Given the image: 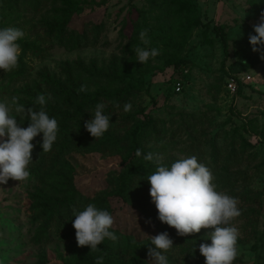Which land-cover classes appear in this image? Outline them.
Instances as JSON below:
<instances>
[{
  "label": "rangeland",
  "instance_id": "obj_1",
  "mask_svg": "<svg viewBox=\"0 0 264 264\" xmlns=\"http://www.w3.org/2000/svg\"><path fill=\"white\" fill-rule=\"evenodd\" d=\"M73 1L82 11L67 17L60 39L50 25L61 19L64 0H49L37 9L26 5L14 9L0 0L3 26L25 33L18 67L0 69V99L17 97L27 108L39 94L50 97L57 83L67 91L82 85L85 92L111 91L125 83L118 79L125 74L140 76L144 87L127 102L132 104L130 111H124L126 103L102 95L86 109V121L100 102L112 114L108 131L115 143L108 150H95L104 139H95L85 127L81 138L74 133L75 142L58 157L55 145L45 153L38 143L41 136L34 138L30 178L0 185V259L4 264H75L78 258L80 264H93L97 251L78 246L72 219L73 208L95 203L114 217L112 230L118 239L106 242L112 264H155L148 244L152 235L165 231V223L153 219L145 207L155 206L144 204L149 182L134 179L124 198L116 194L127 169L139 165L136 151L128 162L122 158L132 145V130L148 117L157 122V134L141 139L142 128L138 129L142 159L149 152L170 163L195 155L217 173L222 160L229 158L221 173L233 175L236 184L219 190L236 197L241 209L233 221L240 232L234 264L264 260V59L248 39L264 16V4L254 14L260 0H193L197 9L190 14L172 0ZM196 17L191 32L186 37L179 34ZM217 27L226 32L227 51ZM144 29L150 40L147 47L160 50L146 64L137 61L134 52L145 46L139 37ZM78 40L86 44L79 46ZM170 56L182 62L166 66ZM230 78L232 88L227 86ZM177 81L180 91L175 90ZM13 114L27 126L25 114ZM191 139L195 149L189 148ZM214 145L220 150L217 165L211 152ZM148 163L153 162L144 160L140 168ZM69 197L73 204L65 214L62 203ZM212 230L195 233L200 243H211L207 234ZM170 237L174 247L167 253L169 264H197L184 242Z\"/></svg>",
  "mask_w": 264,
  "mask_h": 264
},
{
  "label": "clouds",
  "instance_id": "obj_2",
  "mask_svg": "<svg viewBox=\"0 0 264 264\" xmlns=\"http://www.w3.org/2000/svg\"><path fill=\"white\" fill-rule=\"evenodd\" d=\"M253 31L255 34L250 33L248 37L252 50L264 59V16L253 25ZM24 37V31L16 26H0V69L9 72L18 67L22 53L20 41ZM139 37L145 46L134 48L136 60L146 64L157 57L160 50L147 47L150 44L147 29L141 30ZM85 90L86 86L82 85L80 91ZM49 99L51 97L39 94L35 101L38 109L26 108L17 97H12L11 101L0 99V185L7 184L9 179L24 182L30 178L29 166L34 161L32 153L36 147L34 138L41 136L38 143L45 153L50 152L57 142L59 122L46 110ZM105 108L103 102L97 103L91 119L84 124L95 139L102 138L112 126V114H108ZM131 108V103L124 105L125 112ZM14 112L27 116V126H22ZM136 156H142L140 149L136 150ZM143 160L156 165L155 171L146 179L159 221L174 227L181 236L199 233L202 228L213 229L207 234L211 243L199 244L205 264H234L240 232L233 221L241 215V209L236 197L218 189L212 169L199 162L195 155L167 164L157 154L149 152L143 155ZM73 217L78 246H89L91 251H99L98 245L106 239H118L112 230L113 215L95 203H88L82 209L73 208ZM173 247L168 231L160 232L151 236L148 256L155 264H169L167 253ZM0 264H4L2 259ZM94 264H104V257H96Z\"/></svg>",
  "mask_w": 264,
  "mask_h": 264
},
{
  "label": "trees",
  "instance_id": "obj_3",
  "mask_svg": "<svg viewBox=\"0 0 264 264\" xmlns=\"http://www.w3.org/2000/svg\"><path fill=\"white\" fill-rule=\"evenodd\" d=\"M6 1L9 4H12L14 9H17V7H21L22 5H26L27 7H30L32 9H37L38 6L43 5V3H46V1L49 0H2ZM64 8H62L63 15L61 19H57L54 21L52 25H50V29L52 33H58L60 39L63 37V26L66 23L67 17H69L73 12H81L82 6H80L78 3L74 2L73 0H64ZM175 4H178L179 6L184 7L182 11L187 13V10L190 14L195 13L197 9V4L193 0H172ZM264 1L260 0L257 4H255L256 10H252V12L255 14L258 10H261L263 8ZM65 19V20H63ZM189 21V20H188ZM4 22L2 21V18H0V26H3ZM188 23V22H187ZM198 23V19L196 17V20L189 21V24L187 26H184L181 30H179V34L184 35L186 37ZM218 31V34L222 40L224 50L227 51L228 48V41H227V35L223 27H217L215 28ZM138 31V30H136ZM138 34V33H137ZM97 42V41H96ZM94 42V44L96 43ZM78 45H85L86 42H81L78 40ZM26 46H23V51L25 52ZM181 59H175V57L170 56L169 60L166 62L167 65H175L178 63H181ZM120 81H124L125 83L121 87H117L114 90L108 91L106 89H98L94 92H81L80 88L67 91L65 88L61 87L59 83L56 84V87L51 88V99L48 100L46 105V110L48 111L50 116H55L59 122V133H58V140L57 144H54L55 147H57L60 153L63 150L70 149L71 145L76 138H74V133H78L79 137L84 129V123L86 121V109H88L91 104H93L99 96H104L106 98H114L116 101H121L122 103H127L133 94H136L140 92L141 89L144 87V81L140 76H133L132 74H125L123 77L118 78ZM175 86V85H174ZM61 104H63V107L61 108ZM27 107H33L35 109L39 108V105L35 102H32ZM195 120V119H194ZM192 121V123L194 122ZM200 120V119H199ZM196 120L195 122L199 121ZM183 122H185L183 120ZM187 122H191L187 119ZM141 130V139H147L157 134V122L151 121L150 119L145 118L142 120L138 126H136L131 134L130 139L132 145L129 146L128 152L123 156L122 162H128L131 158V153L136 151L137 149H140L142 153L144 152L143 147L141 146V143L138 139V131ZM75 129V130H74ZM139 129V130H138ZM180 131V130H179ZM178 132V131H177ZM176 132V133H177ZM154 133V134H153ZM174 132L173 135H176ZM178 136V134H177ZM81 138V137H80ZM104 140H101L98 144L96 149H105L108 150L107 146H110V143H115L114 136L112 132L107 131L105 135L102 137ZM140 139V140H141ZM188 141V140H186ZM184 142V141H183ZM194 139H191V143L189 148L195 149L194 146ZM114 149V148H113ZM133 150V151H132ZM211 152L213 153V161L214 164H216V161L218 160V157L220 155V150L213 146L211 149ZM56 156V155H55ZM142 157V156H141ZM138 157L139 159V165L131 166L127 169V171L124 173L123 178L121 179L118 189L116 191V194L122 198L125 197V189L127 186L132 184L134 182V179H140L143 181H147V176L150 175L153 171H155L156 165L153 163L146 164L145 168H140V165L144 163V160ZM229 158H224L222 160V169L220 172L214 173L215 175V182L218 185L219 188H226V189H232L233 186H235V178L233 175H229V173H221L222 171H225L226 165H228L230 162L227 160ZM170 159H167L168 161ZM167 164H171L170 162H164ZM221 167V166H219ZM139 173L136 174V173ZM138 175V176H137ZM150 184H148V192L145 199V205H147L146 202L151 203L154 205V203L151 200L150 194H149ZM147 200V201H146ZM69 204H73L71 197L68 198V203H62L63 206V212L66 214L69 209ZM147 209H149L150 213L152 214L153 219H155L158 222L159 219L157 218V209L155 206L149 207L145 206ZM247 211H251L250 209H247ZM50 217H54L53 213H50ZM165 231H168L169 235H176V238L179 239V241L184 242V244L187 247V254L191 258H193L197 264L202 263L205 264V257H203L199 252V244H200V237L196 235L195 233L189 234L187 236H181L177 234V231L174 227H170L167 224H165ZM109 241L106 239L102 244L98 245L100 248L99 251H97V257L103 256L104 257V264H112L114 260H112V257L107 254L106 250V242ZM137 249H140V246L136 247ZM135 248V249H136ZM129 249V248H127ZM109 252V251H108ZM137 255H140L139 252H137ZM197 259V260H196ZM80 259H75V264L79 263ZM94 264V263H93ZM258 264H264V260L262 258L258 261Z\"/></svg>",
  "mask_w": 264,
  "mask_h": 264
},
{
  "label": "built area",
  "instance_id": "obj_4",
  "mask_svg": "<svg viewBox=\"0 0 264 264\" xmlns=\"http://www.w3.org/2000/svg\"><path fill=\"white\" fill-rule=\"evenodd\" d=\"M227 86L229 88L233 87V80L231 78L227 80ZM181 87H182L181 83L179 81H177L175 84V90L180 91Z\"/></svg>",
  "mask_w": 264,
  "mask_h": 264
}]
</instances>
